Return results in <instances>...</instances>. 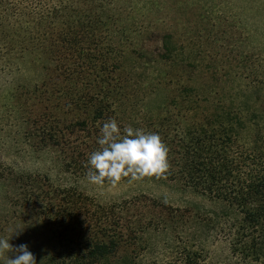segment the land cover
<instances>
[{
	"label": "trees",
	"instance_id": "1",
	"mask_svg": "<svg viewBox=\"0 0 264 264\" xmlns=\"http://www.w3.org/2000/svg\"><path fill=\"white\" fill-rule=\"evenodd\" d=\"M120 1L0 0V74L26 55L48 62L42 81L23 91L28 138L56 155L63 174L86 178L104 122L159 133L169 170L143 179L176 182L215 210L145 195L101 204L46 174L22 173L13 180L18 201L52 237L38 264H140L156 237L178 231L200 237V249L187 245L158 264H206L210 237L225 246L224 264H264L263 65L244 58L229 90L196 80L199 89L183 80L164 34L161 54L141 48L126 67Z\"/></svg>",
	"mask_w": 264,
	"mask_h": 264
},
{
	"label": "rangeland",
	"instance_id": "2",
	"mask_svg": "<svg viewBox=\"0 0 264 264\" xmlns=\"http://www.w3.org/2000/svg\"><path fill=\"white\" fill-rule=\"evenodd\" d=\"M118 4L122 6V22L129 25L118 40L125 52L126 67L130 64L129 53L141 48L161 54L164 34L171 37L173 57L184 63L183 80L190 84L198 86L194 81L201 80L199 84L206 89L229 90L244 58H253L264 67V0H122ZM47 64L43 56L26 55L9 72L0 74V236L8 237L12 229L19 228V235L14 233L9 243L14 247L27 244L36 264L52 244L51 233L38 214L18 201L13 180L22 173L46 174L51 182L73 186L101 204L145 195L182 210L194 211L196 206L215 210L210 202L176 182H129L128 178L115 188L110 184L98 187L86 178L63 174L56 155L35 148L28 138V106L23 91L42 81ZM198 238L180 231L173 237L158 236L140 264H158L161 256L175 259L187 245L198 250ZM205 246L206 264H224L227 251L223 244L210 237ZM9 258H14L12 253Z\"/></svg>",
	"mask_w": 264,
	"mask_h": 264
},
{
	"label": "clouds",
	"instance_id": "3",
	"mask_svg": "<svg viewBox=\"0 0 264 264\" xmlns=\"http://www.w3.org/2000/svg\"><path fill=\"white\" fill-rule=\"evenodd\" d=\"M97 144L98 150L87 160L86 179L92 185L103 187L107 182L115 188L124 178L139 181L145 176H162L169 170V149L159 133L130 125L122 129L115 119H109L100 127ZM17 229H12L8 237L0 236V260L3 264H36L27 244L14 247L9 243L14 233L19 235ZM9 253L14 258H9Z\"/></svg>",
	"mask_w": 264,
	"mask_h": 264
}]
</instances>
